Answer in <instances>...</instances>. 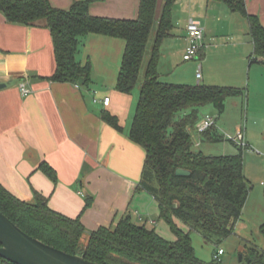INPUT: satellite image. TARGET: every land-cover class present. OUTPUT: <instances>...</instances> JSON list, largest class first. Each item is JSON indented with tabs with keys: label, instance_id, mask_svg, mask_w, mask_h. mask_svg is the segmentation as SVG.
Instances as JSON below:
<instances>
[{
	"label": "crops",
	"instance_id": "obj_1",
	"mask_svg": "<svg viewBox=\"0 0 264 264\" xmlns=\"http://www.w3.org/2000/svg\"><path fill=\"white\" fill-rule=\"evenodd\" d=\"M77 1L49 0L60 10H69ZM245 1L247 12L258 17L264 27V0ZM165 2L158 1L157 24ZM139 5L140 0H93L89 14L135 20ZM192 20L204 28L205 38L199 57L192 61L195 74L186 78L176 68L178 60H184L187 26ZM172 22V36L160 49L158 73L162 82L242 86L254 54L249 23L242 15L220 0H178ZM218 36L223 37L219 44ZM125 46L122 39L87 35L80 40L76 60L82 66L90 61V81L84 85L53 82L57 63L45 22L14 25L0 10V83L15 82L0 90V184L26 202L33 201L38 192L51 210L80 219L89 231L113 227L127 216L137 225L154 229L155 213H160L157 201L138 190L146 153L129 136L130 118L137 105L132 94L116 90ZM231 48L235 66L211 63L214 49L227 50L228 57ZM199 69L200 82L196 77ZM164 72L174 75L166 79ZM22 85L27 95L22 93ZM105 98H110L109 106L102 103ZM104 112L116 116L123 131L106 123ZM43 164L55 170L56 183L41 171ZM87 198L92 202L88 208Z\"/></svg>",
	"mask_w": 264,
	"mask_h": 264
},
{
	"label": "trees",
	"instance_id": "obj_2",
	"mask_svg": "<svg viewBox=\"0 0 264 264\" xmlns=\"http://www.w3.org/2000/svg\"><path fill=\"white\" fill-rule=\"evenodd\" d=\"M159 0H140L135 20L93 17V0L74 2L69 10L54 8L49 0H0L7 21L14 25L36 26L43 21L50 30L57 63L53 82L79 84L90 81L91 63L76 60L81 38L96 34L125 41L116 90L131 95L139 83ZM178 0H166L140 88L130 139L143 147L146 159L139 191L149 193L158 203L160 220L166 222L177 240L168 242L154 229L132 222L129 216L113 227L87 230L80 219H71L51 210L38 192L34 200L22 201L0 184V211L22 231L41 242L98 264H222L200 260L191 232L228 238L242 217L251 187L244 174L242 156H206L194 151L190 130L200 122V110L208 105L225 111L228 98L242 97L244 90L233 87L170 84L160 80L158 64L163 42L172 36V11ZM249 23L254 43L251 64L264 62V27L247 12L245 0H220ZM103 120L123 131L119 119L104 112ZM204 142L224 138L216 126L200 133ZM54 183L57 175L47 164L40 167ZM177 169L191 172L176 176ZM92 205L87 198V208ZM176 205V207H175ZM175 219L190 231L180 229ZM264 237V223L260 228ZM84 237L88 241L83 244ZM245 264H264V249L255 246L242 255ZM0 264H12L0 258Z\"/></svg>",
	"mask_w": 264,
	"mask_h": 264
},
{
	"label": "rangeland",
	"instance_id": "obj_3",
	"mask_svg": "<svg viewBox=\"0 0 264 264\" xmlns=\"http://www.w3.org/2000/svg\"><path fill=\"white\" fill-rule=\"evenodd\" d=\"M156 33L157 22L151 33L139 83L132 93L135 105H137L140 88L145 79V67L151 56ZM218 37L219 44L223 37ZM225 39L224 41H226ZM226 52L228 51H221L220 49L216 51L214 49L211 63L223 66L227 64L235 66L234 50L232 48L229 50V58L225 55ZM178 61L176 69H180L186 75V78H191L192 73L195 74V70H193L194 63L192 61L185 62L180 59ZM247 66H249V63ZM164 70L165 67L163 68ZM166 75L167 77L165 78L169 79L174 75V72L171 75L166 73ZM236 88L244 90V95L238 98H228L225 102V111L221 116H219L217 109L212 105H208L200 110L199 123L207 117L214 119L219 134L224 138L223 142H204L201 140L200 133L196 128L190 130L195 144L194 151L202 152L206 156H242L244 174L251 187L242 217L237 222L235 230L230 237H211L207 239L201 233L191 232L196 256L204 262H211L218 251L223 250L224 254L220 258L222 264H245L241 256L245 254L248 248L255 246L261 250L264 249V237L260 232V228L264 223V64L255 63L251 67H248L244 73L242 86H237ZM96 100L99 99L97 98ZM135 110L136 106L133 111V117ZM133 117L130 118L129 124L132 123ZM240 133L244 135L247 144V147L244 149L236 146L231 141V139L237 137ZM198 142L199 146H197ZM155 214L157 225L154 229L166 241L175 242L177 238L169 225L160 220V213ZM175 223L183 231H190L184 224L182 226V223L176 220ZM87 241V237H84L82 242L86 244Z\"/></svg>",
	"mask_w": 264,
	"mask_h": 264
},
{
	"label": "water",
	"instance_id": "obj_4",
	"mask_svg": "<svg viewBox=\"0 0 264 264\" xmlns=\"http://www.w3.org/2000/svg\"><path fill=\"white\" fill-rule=\"evenodd\" d=\"M0 10L3 6L0 2ZM15 82L0 83V90L12 86ZM85 80L80 79L79 85ZM191 172L177 169L176 176L188 177ZM176 207V205H175ZM0 258L12 264H98L85 258L69 254L40 240L33 238L0 211ZM242 259V256H241Z\"/></svg>",
	"mask_w": 264,
	"mask_h": 264
},
{
	"label": "built area",
	"instance_id": "obj_5",
	"mask_svg": "<svg viewBox=\"0 0 264 264\" xmlns=\"http://www.w3.org/2000/svg\"><path fill=\"white\" fill-rule=\"evenodd\" d=\"M205 38V31L204 28L195 21H190L187 26V47L183 56L185 62L194 61L199 57V53L202 48V43ZM197 80L200 82L202 78L201 69L197 71L196 74ZM21 91L24 95L28 94V91L25 85L21 86ZM102 103L105 106H109L110 98H105ZM216 126V121L212 118L207 117L201 123H199L196 127L199 133H203L212 127ZM231 141L241 149L247 147L245 142V137L242 133L238 134L237 137L231 139ZM224 254L223 250H219L218 253L215 255V259L220 261L221 256Z\"/></svg>",
	"mask_w": 264,
	"mask_h": 264
}]
</instances>
